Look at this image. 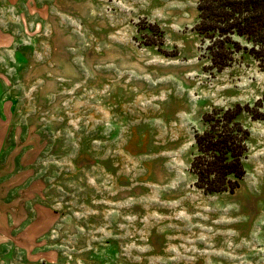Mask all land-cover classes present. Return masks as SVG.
I'll use <instances>...</instances> for the list:
<instances>
[{
	"label": "rangeland",
	"instance_id": "1",
	"mask_svg": "<svg viewBox=\"0 0 264 264\" xmlns=\"http://www.w3.org/2000/svg\"><path fill=\"white\" fill-rule=\"evenodd\" d=\"M199 0H0V264H264V68L223 69ZM241 105L234 193L191 163Z\"/></svg>",
	"mask_w": 264,
	"mask_h": 264
},
{
	"label": "trees",
	"instance_id": "2",
	"mask_svg": "<svg viewBox=\"0 0 264 264\" xmlns=\"http://www.w3.org/2000/svg\"><path fill=\"white\" fill-rule=\"evenodd\" d=\"M196 30L215 68L228 67L240 53L264 68V0H199ZM243 112L237 105L204 116L191 171L206 194L234 193L245 175L250 134L239 120Z\"/></svg>",
	"mask_w": 264,
	"mask_h": 264
}]
</instances>
